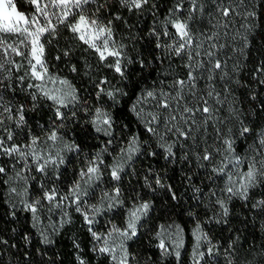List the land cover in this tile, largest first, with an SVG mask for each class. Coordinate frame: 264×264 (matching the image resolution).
I'll list each match as a JSON object with an SVG mask.
<instances>
[{
  "label": "trees",
  "instance_id": "16d2710c",
  "mask_svg": "<svg viewBox=\"0 0 264 264\" xmlns=\"http://www.w3.org/2000/svg\"><path fill=\"white\" fill-rule=\"evenodd\" d=\"M106 2L108 7L102 10V14L106 20H113L114 39L117 46L124 47L125 78L100 64L95 53L78 46V42L72 41L71 33L66 31L59 39L58 47L52 45L49 53L51 71L69 80L81 104H87L90 108L99 106L95 93L101 79L107 78L109 86L118 87L124 93L118 95L116 101L104 97V110L112 114L115 122V139L108 152L104 153L107 165L115 163L130 133H136L141 138L142 154H136L124 165L119 182L112 181L109 172L104 171L99 187L112 191L119 187L122 203L112 211L101 214L93 229L101 231L112 224L122 225L127 209L147 201L152 205L151 210L141 220L138 236L126 243L130 264H193L190 259L192 229L197 225L208 237L201 264H264V211L252 208L257 200L264 199V185L252 189L247 202L239 198L229 201L227 217L221 216V210L208 196L210 189L219 195L227 181V176L217 179L215 183L208 179L213 164L219 166L223 159L222 155L216 154V149L224 138L232 136L237 155L246 160L261 150L259 141L261 134H264V85L259 81L264 80V71L257 70L264 69V0H199L201 10L189 21L196 45H202L191 50L193 61H189L187 50L183 57L170 54L167 45L172 41L166 37L160 40L163 47H157L156 37L150 35L153 27L161 32L164 30L165 17L176 0H154L159 5L158 9L153 11L149 6L142 13L128 12L120 8L116 0ZM92 7L95 8V5ZM187 8L186 0L185 17L188 15ZM223 9L231 10L228 16L223 15ZM250 12H255V17L247 16ZM116 15H121L123 19H114ZM66 48L71 49V56L57 61L56 55H62ZM197 51L201 53L200 56L195 55ZM208 51L214 53L211 62ZM216 60L221 62L222 68L209 71ZM189 63L193 64L196 77L195 89L192 92L185 90L189 105L202 107V104H197V99H207L212 116L205 123L198 113L191 136L186 141L182 139L178 142L173 149L175 156L166 160L163 150L157 147V137L145 131L143 122L130 108L148 90L159 92L163 88L168 91L175 80L186 81ZM200 63L203 68H196ZM73 65L79 71L72 72ZM22 75L23 70L14 71L11 79L4 78L7 73L0 74V89L4 90L5 104L18 107L28 102L27 127L23 131L17 129L15 142L25 143L30 130L31 134L40 137L42 143L59 121L53 123L54 106L50 107V102L41 100L35 111L31 109L28 92L35 89H28L30 81L27 79L23 83L17 79ZM10 84L15 85V91L8 87ZM209 91L213 92L211 97L207 95ZM154 103L149 100L137 104V108L147 117V113L154 111ZM73 110L77 111L75 119L72 118ZM64 111L68 116L65 127H60L58 134L79 145L80 151H70L60 176L75 182L81 168L103 149L109 137L94 131L90 117L85 116L79 105L76 109ZM241 121L251 129L246 138L239 136ZM6 124L14 126L11 121H6ZM160 131L163 132V125ZM205 150L213 153L212 164L197 159V155H203ZM152 151H156L157 155L150 156L148 153ZM0 166L8 169L7 175L0 176V264H78V255L88 264H111L109 257L99 256L92 251V237L88 227L80 225L82 217L78 213L75 222L65 226L51 242L42 241L35 232L32 213L23 211L22 205L11 197L10 175L22 164L13 167L12 161L4 157L0 159ZM245 167V164L241 165L242 170ZM41 175L32 170L28 190L33 195H40L43 184ZM145 175L152 177L151 187L145 183ZM155 177H159L166 187L157 186ZM41 179L42 183H39ZM167 186L175 190L179 199L171 198ZM196 187L204 192L202 200L197 199L199 194L194 192ZM169 223L179 224L186 236L185 249L179 260L173 255L162 256L157 247V231ZM74 241L79 244V249L74 247ZM213 245L214 256H210L208 248Z\"/></svg>",
  "mask_w": 264,
  "mask_h": 264
},
{
  "label": "snow or ice",
  "instance_id": "6c2138e0",
  "mask_svg": "<svg viewBox=\"0 0 264 264\" xmlns=\"http://www.w3.org/2000/svg\"><path fill=\"white\" fill-rule=\"evenodd\" d=\"M116 2L120 8L133 13H142L149 6L153 11L159 7L154 0H116ZM185 2L186 0H176L165 17L164 30L161 32L153 27L150 35L156 37L157 47H163L160 40L166 37L172 41L167 45L170 54L183 57L187 50L189 61H193L194 57L191 50L194 47H202V45H196L189 21L194 18L197 11L201 10V6L199 0H187L188 15L185 17ZM93 5L95 8L92 7ZM107 7L106 0L104 2L101 0H0V74L7 73L4 78L11 79L14 71L23 70L24 75L18 76L17 79L21 83L27 79L30 81L27 85L28 89H35V91L28 92V96L31 97V109L35 111L41 100L50 102V107L54 106L53 123L56 124L59 121V124H56V127L47 136V140L53 144L62 139L58 134V129L65 127L68 113L64 109H76L77 105L83 108L85 116L90 117L89 122L94 131L109 137L103 149L88 159L87 165L81 168L78 179L64 193H61L60 189L55 186L45 188L41 185L40 198L34 201H23L22 210L31 212L35 218L38 207L42 206L45 201L57 209L74 207L75 211L83 216L84 223L88 225V232L94 242L92 251L99 256L109 257L111 264H130L126 243L138 236L139 227L142 226L140 222L151 210V203L143 201L134 204L122 225L112 224L109 230L101 234L95 231L92 225L97 222V216L106 211H112L122 203L120 188L116 187L113 193L104 192L98 204L86 206L87 201L83 199L89 196V192L83 187L84 185L91 187L97 181H101L105 170L109 172L112 181L119 182L122 179L121 172L124 170V163L131 161L136 154H142L140 136L136 133H130L125 147L120 149V161L107 165L104 158V153L108 152L109 146L115 139L113 133L115 122L112 114L104 110L106 107L104 97L107 96L110 100L116 101V97L124 95V93L118 87L109 86L107 78L101 79L96 85L97 91L95 93L96 103L99 106L90 108L87 104H81L76 89L67 79L52 74L49 64L51 46L55 44L58 47L59 39L66 31L71 33L72 41L78 42V46L83 47L85 51L95 53L100 64L121 78H125L124 47L122 45L117 46L114 39L113 20H106L102 14V10ZM221 11L224 16H228L231 10L223 9ZM255 15V12L247 13V16L255 17ZM114 19L121 20L123 17L116 15ZM195 55L200 56L201 53L197 51ZM213 55L212 51L207 52L209 62H211ZM70 56L71 49L66 48L63 54L56 55L55 59L60 61L64 57ZM187 67L190 71L186 81L175 80L170 86L171 90L168 91L163 88L159 92L148 90L138 97L137 103H134L130 108V111L135 113L137 118L143 122L145 131L157 137V147L163 150L166 160L175 156L173 149L178 142L182 139L186 141L191 136L196 126L198 113L203 116L205 123L212 116V109L207 99H197V104H202V107L189 105L185 90L192 92L195 89L196 77L192 70L193 64L189 63ZM196 68H203V64H197ZM221 68V62L216 60L209 71L214 72ZM71 71L77 72L79 69L73 65ZM257 71H264V69ZM211 78L210 76L209 79ZM56 83L64 87H47L48 84ZM161 83L163 84V81ZM259 83L264 85V80H260ZM8 87L15 91L14 84H10ZM207 95L211 97L213 92L209 91ZM193 96H195L194 92ZM149 100L155 101L153 104L154 111L147 113L146 117L142 110H138L137 104H143ZM27 111V101L18 107L11 104L6 105L4 90L0 89V159L7 157L12 161L13 167L16 164H22L24 169H29L31 166L35 173L42 175L51 176L49 169H52L57 172L55 179L59 180L58 169L60 165L65 163L60 152L53 154L50 150L46 153L39 150L40 137L31 134L30 130L25 143L15 142V137L18 134L17 129L23 131L27 127ZM76 116L77 111L73 110L72 118L75 119ZM6 121H11L14 126L6 124ZM161 125H163V132L160 131ZM250 131L251 129L241 121L239 136L246 138ZM261 135L262 138L259 143L264 148V134ZM173 137L175 139H172ZM169 140L172 142L169 143ZM65 148L68 151H80L79 145L75 143L66 144ZM148 154L155 156L157 152L152 151ZM216 154L222 155L223 159L219 166L213 164L208 179L215 183L217 179H223L224 176H227V181L224 187L220 189L219 195L215 190L210 189L208 196L209 200H214L216 207L221 210V216L227 217L229 201L239 198L247 202L250 199V191L258 185H264V158L257 159L256 156H253L246 160L237 155L235 139L232 136L222 140L221 146L216 149ZM261 156L264 157V154ZM185 159H187V155H185ZM197 159L212 164L214 155L205 150L203 155H197ZM242 164L246 165L243 170H241ZM149 173H151V169H149ZM7 174L8 169L0 166V176ZM151 179L150 175H145V183L149 187H151ZM155 181L157 186L166 187L161 183L159 177H155ZM189 183H191V177H189ZM167 191L173 200L179 199L171 186H167ZM12 192H15V189H12ZM194 192L199 194L197 199H203L204 192L201 188H194ZM106 202L108 203L105 207ZM252 208L264 211V199L257 200L253 203ZM70 222L69 212L64 211L62 223ZM196 231H200L199 225H197ZM114 237L119 239V245L113 246L110 243ZM157 237H160V233H157ZM202 239L207 240V235L197 236V247H199V242ZM44 242H50L47 236H44ZM4 243L7 242L4 241ZM73 243L74 247L79 249V244L75 241ZM157 247L161 250L162 256L173 254L163 239H159ZM180 247L182 244L177 243L174 250L177 260L180 257ZM213 247L214 245L208 248V255L210 256H214ZM231 247L230 244L229 248ZM204 256V252L199 253L201 260ZM77 261L78 264H88L81 255L77 256ZM197 264L200 262L197 261Z\"/></svg>",
  "mask_w": 264,
  "mask_h": 264
},
{
  "label": "rangeland",
  "instance_id": "374dc122",
  "mask_svg": "<svg viewBox=\"0 0 264 264\" xmlns=\"http://www.w3.org/2000/svg\"><path fill=\"white\" fill-rule=\"evenodd\" d=\"M51 72L54 76H59L60 78L67 79L64 76H62L60 73H57L54 71H51ZM47 87L48 88H61L64 86L60 85L59 83H56V84H48ZM72 87H73V85H72ZM66 144H72V143L66 138H62L60 141H58L55 144H53L52 142H50L48 140H44L39 145V150H42L45 153L50 150L53 154L60 152L61 155L63 156L64 160L66 161V158H67L68 154L70 153V151H68L65 148ZM261 154H264V148H262V147H261L260 152L257 151L254 154V156H256L257 159L264 158L261 156ZM118 161H120V156L115 160V162H118ZM65 163L63 165H60V167L58 169V174L60 177L59 180L55 179L57 172L53 171L52 169H49L51 176H48V175H41L40 176L43 179L42 185L45 188H51V187L55 186V187L60 189L61 193H64L66 191V189H68L74 183V182L68 181L65 176H63V177L60 176V171L65 166ZM126 163H124V165ZM17 173H19V175H17ZM31 175H32L31 166L29 167V169H24L23 165L19 168L14 169V171L10 175L11 176L10 177L11 197L19 205H22L23 201H25V200H33L34 201V200L39 199L41 196V191H40V195H33L28 190V180L31 178ZM42 179L39 183H42ZM99 185H100V181H97L91 187H88L87 185L83 186L89 192V196L83 198L87 201L86 206L98 204L100 202L104 192H106V191L109 193L114 192V191L109 190V189L105 190V189H103V187H99ZM12 189H15V192H12ZM107 203L108 202L105 203V207L107 206ZM133 207H134V205L132 207H130L129 209H127V211L125 213V220L127 219L128 212L131 209H133ZM64 211L69 212V215L71 217L70 223H67V224L62 223V220L64 218ZM76 213L77 212L75 211L74 207L71 209H67V208L57 209L54 207V205H49L45 201L42 206L38 207L35 218L33 217V214H32L35 232L39 235V237L42 241H44V236H47L49 241L51 242L53 240V238L65 226H68V225L72 224L73 222H75L74 219L76 218ZM99 216L96 217V221L98 220ZM81 217H82V220L80 222V225H84L85 227H88V225H86L84 223L83 216H81ZM95 225H96V223H94L92 226H95ZM109 229H110V227L107 229H103L101 231H97V232L104 234ZM196 229H197V226H195L192 229L193 243H192V247H191V251H190V259L193 262V264H197V261H199L201 264L202 260L199 257V253L200 252L205 253L207 250V247H206V240H203V239L199 242V247H197V236L198 235H201V236L204 235V232H203L201 226H200L199 232H197ZM157 233H160V237L159 238L157 237L158 242H159V239H163L165 241L166 245L169 247L170 251L173 252V254H172L173 256H175L174 250H175L176 244L181 243L182 247H180V249H179L180 256H181L182 252L185 249L186 236H185V233H184L182 227L179 224L169 223V224L163 225L158 229ZM93 243L91 245L92 247H93ZM110 243L113 246H116V245H119L120 241H119V239L114 237ZM117 254H118V256L120 255L119 250H118Z\"/></svg>",
  "mask_w": 264,
  "mask_h": 264
}]
</instances>
